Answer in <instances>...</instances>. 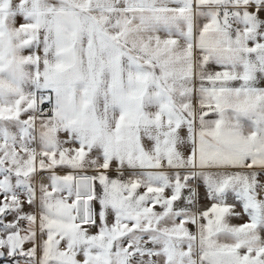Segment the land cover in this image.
Masks as SVG:
<instances>
[{
  "label": "snow or ice",
  "instance_id": "6c2138e0",
  "mask_svg": "<svg viewBox=\"0 0 264 264\" xmlns=\"http://www.w3.org/2000/svg\"><path fill=\"white\" fill-rule=\"evenodd\" d=\"M0 264H264V0H0Z\"/></svg>",
  "mask_w": 264,
  "mask_h": 264
},
{
  "label": "rangeland",
  "instance_id": "374dc122",
  "mask_svg": "<svg viewBox=\"0 0 264 264\" xmlns=\"http://www.w3.org/2000/svg\"><path fill=\"white\" fill-rule=\"evenodd\" d=\"M234 223H241L242 221H239V220H236V221H233Z\"/></svg>",
  "mask_w": 264,
  "mask_h": 264
}]
</instances>
